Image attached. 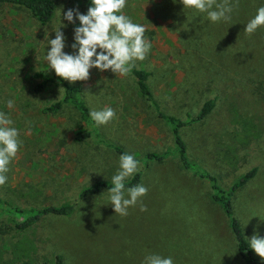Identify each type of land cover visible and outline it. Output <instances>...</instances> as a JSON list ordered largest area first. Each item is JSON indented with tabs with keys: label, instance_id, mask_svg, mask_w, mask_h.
I'll return each instance as SVG.
<instances>
[{
	"label": "rangeland",
	"instance_id": "374dc122",
	"mask_svg": "<svg viewBox=\"0 0 264 264\" xmlns=\"http://www.w3.org/2000/svg\"><path fill=\"white\" fill-rule=\"evenodd\" d=\"M53 1V16L45 24L23 8L0 5V112L13 120L22 141L0 194L22 208L66 202L75 208L0 233V264L22 261L12 254L22 235L35 245L32 264H54L56 255L62 264H142L149 254L170 256L174 264H245L214 190L200 175L207 171L227 188L256 167L231 204L247 240L254 232L264 236V26L252 35L244 31L264 0H231L230 19L216 23L179 0H127L124 14L146 27L145 38L153 45L135 66L150 72L146 81L153 100L139 92L131 73L115 76L92 68L87 81L70 83L80 85L90 110H115V119L94 126L100 139L74 106L42 110L62 96L59 82L35 90L41 78L34 73L55 74L46 71L45 37L55 38L59 9L66 25L63 51L69 54L79 21L69 23L63 12H87V0ZM208 99L214 106L206 116L178 128L191 160L184 169L174 152L172 125L159 112L189 120ZM8 100L14 101L11 109ZM248 122L251 131L245 130ZM86 131L88 137L76 139ZM245 135L248 141L241 144ZM163 152L162 159L148 156ZM124 153L140 162L138 184L148 188L142 197L147 211L138 203L127 216L114 213L107 189L77 198L85 186L111 182Z\"/></svg>",
	"mask_w": 264,
	"mask_h": 264
},
{
	"label": "clouds",
	"instance_id": "9594fccd",
	"mask_svg": "<svg viewBox=\"0 0 264 264\" xmlns=\"http://www.w3.org/2000/svg\"><path fill=\"white\" fill-rule=\"evenodd\" d=\"M175 3L176 0H173ZM183 8L194 9L205 13L213 23L230 19L234 9L231 0H179ZM127 0H90L86 14L78 9H68L63 12V19L79 26L74 27L73 53H65V36L61 31L65 27L61 21L59 9V25L55 28V38L45 39L48 51L44 55L46 71L54 70L55 74L69 83L87 81L90 69L100 71L110 70L116 75L127 76L136 66L137 61H144L152 43L145 38L146 27L134 23L124 14L123 9ZM75 17V19H74ZM264 26V6L257 9L256 14L245 25L244 31L252 35L258 28ZM99 49V51H98ZM7 107L13 108L14 101L8 100ZM88 115L96 126L106 125L116 118L112 107L100 110L91 109ZM13 120L4 112H0V186L7 181V172L10 162L16 157L22 141L19 139V130L13 126ZM140 162L132 154L124 153L119 156L118 170L111 177V187L107 189L108 203L114 213L127 216L128 209L138 203L140 211H147L142 203V197L148 193V188L142 184L126 187L125 180L133 178L140 171ZM251 248L264 260V236L255 232L248 239ZM142 264H174L172 257H163L159 254L146 255Z\"/></svg>",
	"mask_w": 264,
	"mask_h": 264
},
{
	"label": "trees",
	"instance_id": "16d2710c",
	"mask_svg": "<svg viewBox=\"0 0 264 264\" xmlns=\"http://www.w3.org/2000/svg\"><path fill=\"white\" fill-rule=\"evenodd\" d=\"M5 4H9L11 6L20 7L27 10L32 15V17L35 18L41 24L47 23L52 18L55 10V2L53 0H0V5ZM89 5L90 0H87V9ZM130 73L135 79L139 92L144 97L146 96L148 100H153L146 81L148 76L150 75V72L144 69L134 67ZM34 76L41 78V81L35 86V90L37 91H40L41 89L47 87L50 82H59V84H61L63 88L62 96L56 101L49 104L48 106L43 107L42 110L44 112H55L59 108H61L62 105L70 104L79 111L81 119L87 124H90L93 132V129H95V123L91 120L90 116L88 115L90 109L88 108L81 96L80 85L70 84L64 79L58 77L56 74H54L53 76H46L42 72H36L34 73ZM213 106V99L206 100L201 106L198 115L189 120H180L178 118H175L174 116L164 115L159 112L160 116L165 118L172 125V133L174 136L176 147V151L174 150V152L179 157L182 167L184 169L189 168L191 160L187 156L186 145L182 137L178 133V128L190 121L202 119L211 111ZM245 127L246 131H251V129L253 128V124H250L248 122L246 123ZM95 132V138L100 139L101 136L96 129ZM251 133L254 136H258V132L256 130ZM89 135L90 131L78 132L76 139H84ZM239 141L241 142V144H245L246 141H248L246 135L240 137ZM165 155L166 153L164 152L157 154L148 153L149 157H154L157 159H162ZM255 171L256 167H252L247 172L239 175L227 188H222L217 183L216 177L208 173L207 171H204L203 174L200 175L201 177H204L209 181L212 190H214V194L212 197L221 206L228 219L230 229L236 239L237 252L242 258V260L245 262V264L264 263L259 259V257L254 253V251L248 247V240L244 235L241 224L238 219L233 215L231 200L234 192L238 188L242 187L249 179H251L254 176ZM140 176L141 173L137 172L133 178L125 180L126 187H131L135 184H138L140 181ZM111 186L112 185L110 181H96L93 184L80 189L77 193V198H85L87 196L98 193L102 189H108ZM74 208L75 203L70 202L58 205L49 204L41 207L28 206L26 208H22L18 205L4 200L0 194V233H5L11 228L24 230L27 227L36 223L40 218H42L46 214L66 215L73 212ZM34 250L35 245L33 241L25 235H22L17 238V240L14 241L12 244V254L16 258L22 259L19 264H32L30 260L31 254ZM54 264H62V258L60 255L55 256Z\"/></svg>",
	"mask_w": 264,
	"mask_h": 264
}]
</instances>
